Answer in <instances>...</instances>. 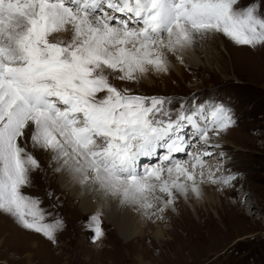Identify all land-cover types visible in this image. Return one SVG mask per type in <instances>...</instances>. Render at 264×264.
<instances>
[{"label":"snow or ice","instance_id":"1","mask_svg":"<svg viewBox=\"0 0 264 264\" xmlns=\"http://www.w3.org/2000/svg\"><path fill=\"white\" fill-rule=\"evenodd\" d=\"M220 35L264 48V0H0V214L55 242L63 221L46 222L24 192L42 170L37 151L66 187L97 199L93 242L105 210L164 219L200 201L204 184L234 188L224 152L207 163L234 109L119 86L167 73L197 38Z\"/></svg>","mask_w":264,"mask_h":264},{"label":"rangeland","instance_id":"2","mask_svg":"<svg viewBox=\"0 0 264 264\" xmlns=\"http://www.w3.org/2000/svg\"><path fill=\"white\" fill-rule=\"evenodd\" d=\"M210 41L216 50L207 54L209 65L200 53L197 61L184 59L183 64L170 58L167 73L149 71L139 82L119 86L145 96H211L234 109L235 126L215 139L228 156L224 175L237 176L235 187L218 190L217 185L214 203L200 200L188 207L178 202L164 219L124 209L138 216L132 224L141 228L139 233L132 224L123 225L122 230L133 232L130 238L102 212L103 236L93 242L91 218L98 210L83 212L78 199L60 188L47 153L37 151L42 170L31 174L24 192L41 199L46 222L58 217L63 228L52 242L0 214V264H264V48L236 46L222 35ZM204 186L212 194V185ZM158 229L162 235L155 237Z\"/></svg>","mask_w":264,"mask_h":264},{"label":"bare ground","instance_id":"3","mask_svg":"<svg viewBox=\"0 0 264 264\" xmlns=\"http://www.w3.org/2000/svg\"><path fill=\"white\" fill-rule=\"evenodd\" d=\"M213 41H210V38H207V40L204 42L202 39L197 38L196 44L194 48H188L184 51L183 56L184 59L186 61L189 62H193L196 60V54H203L205 57L204 59V63L209 65V61L207 60V54L209 53H213L215 52V45L212 43ZM221 42V47H223V49L225 50L224 44L222 42V40L220 39ZM215 49V50H214ZM228 53V51H227ZM234 51L229 52V56L232 59ZM211 55V54H209ZM214 59V58H213ZM197 61V60H196ZM48 155V153H47ZM214 159H210L207 161L208 164L210 165H215L217 160V156L216 154H214ZM224 169H226V166H224ZM217 174V173H216ZM220 173L218 172L217 175H219ZM59 176V182H60V188L63 190L65 189L69 191L70 196L75 197L78 199V204L80 209H82L83 212H95L97 210H99V204L97 199L88 193H82L79 186H73V187H66L65 183L63 182V178L60 174H58ZM208 185V184H207ZM219 186L217 185H212V187H210V190L212 192V194H209L205 188L204 185H202V190H203V198L201 199L202 204L203 202H209V203H214L215 200H217L219 198L218 195H216L215 190L216 188H218ZM217 191V190H216ZM188 207H192L191 203L186 204ZM192 212L195 213V211L193 209H191ZM121 215H124L123 217ZM104 217L106 219V221H108L109 223H112L113 225H115L116 227H118L119 231L124 233V237L125 238H130L133 235V232H128V231H124L122 230L123 225H131L132 224V218L135 219V221H138V216L132 214L129 210L125 211H116L115 208L113 207L111 210H105L104 211ZM126 218L124 221L122 220L123 218ZM136 223V222H135ZM143 225V224H142ZM133 224L131 225L132 228ZM135 228V230L139 231V233L141 232V228H138L137 224H134L133 226ZM162 235V231L160 229H158L154 236H160Z\"/></svg>","mask_w":264,"mask_h":264}]
</instances>
